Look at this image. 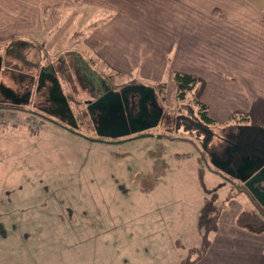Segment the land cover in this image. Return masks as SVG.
<instances>
[{
    "label": "rangeland",
    "instance_id": "1",
    "mask_svg": "<svg viewBox=\"0 0 264 264\" xmlns=\"http://www.w3.org/2000/svg\"><path fill=\"white\" fill-rule=\"evenodd\" d=\"M73 8L50 7L44 13V28L36 39L48 41L55 29L63 28L66 31L58 45L48 47L43 54L27 51L29 58L38 56L33 63L5 56L4 65L17 69L10 74L2 69L1 74L12 77L19 68L35 71L33 66L52 62L59 70L64 92L75 93L80 100L78 108L71 106L76 113L85 109L82 99L90 97L75 72L79 60L84 59L89 69L95 68L97 75L106 77L112 86L139 81L113 73L84 47L83 38L69 39L74 30L84 33L90 21L106 17L104 9L84 5V12L73 22ZM13 12L11 5L9 14ZM80 44L84 57L76 52L81 50ZM37 46L40 48V43ZM155 74L162 83L158 92L164 94L163 113L151 129L155 135L106 144L50 121H42L36 131L24 125L15 127L11 120V124L0 125V223L7 224L10 231H19L22 238L46 239L38 247L39 255H48L43 256V264H179L187 252L195 254L190 248L201 242L198 214L205 197L215 194L222 207L234 200L242 204L240 209L252 207L234 180L211 165L206 150L202 151V140L176 118L179 108L180 112L185 109L176 98L174 83L167 81L166 73L157 70ZM7 78L8 84L11 78ZM196 93V89L185 92L180 102L198 109ZM260 116L253 111L245 118L236 111L225 120L203 122L216 135H222L235 120L251 124ZM81 124L87 128L86 120ZM80 130L91 135L86 129ZM216 135L208 140V148L220 140ZM237 186L243 184L238 182ZM15 222L18 230H12Z\"/></svg>",
    "mask_w": 264,
    "mask_h": 264
},
{
    "label": "crops",
    "instance_id": "2",
    "mask_svg": "<svg viewBox=\"0 0 264 264\" xmlns=\"http://www.w3.org/2000/svg\"><path fill=\"white\" fill-rule=\"evenodd\" d=\"M11 5L14 7L13 14H9ZM84 5L104 9L106 17L102 21H90L84 33L81 29L74 30L68 37L83 38L84 47L105 66L119 75H129L130 79L149 81L148 85L161 80L155 74L157 70L166 73L167 81L172 84L174 71L195 75L201 79L197 97L207 104L210 117L222 121L237 111L249 118L253 111H258L261 116L255 123H239L251 130L257 127L264 129L263 2L11 0L6 3L0 0L2 66L8 59L5 56L15 57L25 64L36 62L38 56L29 58L27 51L43 54L48 47L59 44L66 31L59 27L46 40L47 44L45 40L39 42L36 39L40 37L46 21L43 7L62 10L74 7V22L84 12ZM80 45L81 50L76 52L82 56L80 51L84 48ZM56 52L62 54L60 50ZM78 64H83L86 70H92L97 75L96 69H89L84 59ZM2 69L4 67L0 70V84L9 87L8 76H2ZM135 74L137 77H134ZM8 82L10 84L12 80ZM241 207L242 204L234 200L231 205L222 208L217 228L210 234L205 252L199 257L188 252L184 255L191 261L190 264H264V231L253 233L235 224V215ZM17 226H13L12 230ZM7 227V224L0 223V264H43V256L48 258V255H39L38 247L46 239L40 242L38 239L22 238L19 231L16 233V230L10 231ZM184 257L180 258L179 264Z\"/></svg>",
    "mask_w": 264,
    "mask_h": 264
},
{
    "label": "flooded vegetation",
    "instance_id": "3",
    "mask_svg": "<svg viewBox=\"0 0 264 264\" xmlns=\"http://www.w3.org/2000/svg\"><path fill=\"white\" fill-rule=\"evenodd\" d=\"M58 59L60 60L61 58ZM80 65L77 64L75 67V72L78 74L79 79L82 82V84L79 85L84 87L87 93H89L90 97L82 99L83 105L85 107L84 110L80 109V111H77L76 113L73 112L78 123L79 130H87L88 133L91 134L90 136L99 137V135H97L98 131L106 132L119 130L123 124L122 118H125L126 120L128 115L135 116L138 113H142V119L139 121V123H142L148 120L150 115L153 114V112L159 110V108L162 109L163 113L161 101L164 100V94H159L157 88L158 85H149L152 87V90L148 88L143 89L139 95L138 92H135L136 90L130 87V84L132 83L127 85H118L117 87L112 86L110 80H108L106 77L95 75L92 71L83 69L85 67ZM33 67L35 71L19 68L16 75L14 74L12 77L8 75L13 82L12 84L10 83L7 85L13 91L11 90V92L8 89H1L0 107L19 110L25 114L37 117L42 121H50L45 118L47 117L49 119L59 121L62 124H66L69 119L67 105L64 103L63 98L61 97L60 91L66 96L67 104L70 107L73 106V108H78L80 106V100L75 97V93L74 96H71V93L68 94L67 92H64L57 73L59 70L52 62H46L45 64L40 63L39 65ZM16 69L17 68L15 67H9L7 65L4 66V70L9 74L11 73V70L13 71ZM54 76L57 77L59 88H55L51 91V79H53ZM131 82L135 81L131 80ZM121 89H124L122 95L125 96H120L121 98L119 100L115 91L118 92ZM72 91L74 92L75 90ZM107 91L112 92L106 99L95 104V106H91L89 109L87 108L89 102H86L85 100H89L90 104H92L95 99ZM9 96H11L13 100L18 101V103H12L9 100ZM182 99L183 98H180L179 104H181L180 106L184 107L185 112H180L181 108H179L176 118L182 122L181 125L184 126L186 130L193 132L194 135L199 137L203 142L205 137L204 128L208 126L201 119L199 110L197 108L194 109L190 103L180 102ZM85 120V125L87 128H84V126L81 124L85 122ZM153 127L155 126L116 138L102 135L101 137L103 138V141L101 142L106 144H117L120 143L118 141L121 139L128 137L137 138L135 136L139 133H152L155 135L156 133L151 131ZM221 136L223 139H220L219 141H221L220 143L223 145L226 144V140L231 139L237 140V142L244 147H251L252 145L258 146L260 141L264 142L263 133L260 132L258 127L255 130L247 129L236 120L232 125L222 132ZM134 138H130L129 140ZM201 148L202 151H204V148ZM205 150L207 152V149ZM208 157L209 156L207 154V158ZM235 163L236 158L233 157L230 159L228 167L233 168ZM221 173L225 177H231L225 172L221 171ZM231 178L234 180L235 185H238L240 180L235 179L234 177Z\"/></svg>",
    "mask_w": 264,
    "mask_h": 264
},
{
    "label": "water",
    "instance_id": "4",
    "mask_svg": "<svg viewBox=\"0 0 264 264\" xmlns=\"http://www.w3.org/2000/svg\"><path fill=\"white\" fill-rule=\"evenodd\" d=\"M1 67H2V55H0V70ZM51 81H52V85L50 88L51 91L55 88H59V84L56 76H54V78L51 79ZM130 87L136 90L135 92H138L139 95L143 89L148 88L152 90L151 86L143 83H134L131 84ZM2 88L8 89L10 91L12 90L10 87L3 86L2 84H0V92L2 91L1 90ZM123 91L124 89H121L118 92L115 91L119 100L121 98L120 96H123L122 95ZM111 92L112 91H107L106 93L102 94L100 97L95 99L92 104H90L89 100H85L86 102H89L87 108L89 109L91 106H95V104L103 101L108 97V95ZM60 93L64 103L67 105L68 118H69L67 123L62 124L59 121H55L47 117L45 118L64 127L68 131L82 135L86 138H89L90 140L103 141V138L101 137L102 135L109 136L111 138H116L119 136H124L130 133L139 132L146 128L155 126L158 123L162 112V109L159 108V110L153 112V114L150 115L148 120L142 123H139V121H141L142 119V113H138L135 116L128 115L126 120L125 118H122L123 124L119 130L106 131V132L98 131L97 135H99V137H94V136H89L78 129V123L76 121L75 115L71 107L67 104L66 96L61 91ZM9 98L12 103H18V101L13 100L11 96H9ZM259 130L261 133H263V137H264V129L259 128ZM204 133H205V137L203 139L202 147L204 149H207V154L209 156L208 158L211 165L214 166L216 169H218L220 172L221 171L225 172L231 177L240 180L243 186L251 193V195L255 198V200L264 208V142L260 141V144L258 146L252 145L251 147H246V146L244 147L240 145L235 139L226 140V144L224 145L220 143L221 141L217 140V142H215V144H213L211 148H208L206 145L208 140H210L213 137V135L216 134L215 132H213V130L207 127L204 128ZM145 135H153V134L139 133L135 137H141ZM216 136L218 137V139L221 140L223 139L221 135L217 134ZM130 138H134V137L121 139L118 142L126 141L129 140ZM233 157L236 158V163L233 168L231 167L229 168L228 167L229 161Z\"/></svg>",
    "mask_w": 264,
    "mask_h": 264
},
{
    "label": "trees",
    "instance_id": "5",
    "mask_svg": "<svg viewBox=\"0 0 264 264\" xmlns=\"http://www.w3.org/2000/svg\"><path fill=\"white\" fill-rule=\"evenodd\" d=\"M50 9V6L43 7L44 12H47ZM113 73L116 74L115 71ZM173 83L178 91L177 98H182L185 92L189 90L196 89L198 91L200 81L197 76L176 71L173 74ZM155 85H162V83H156ZM197 94V93H196ZM196 103L200 113V117L205 122H214L213 118L207 115V105L200 101L196 97ZM239 191H242L245 197L251 201L253 204L250 208H242L235 215L234 222L235 224L249 232L260 233L264 231V208L255 200L251 193L244 187H238ZM222 206H219L215 201V194L210 197H205L203 204L199 210L198 214V227L201 230V242L198 246L192 247L191 251H196L197 257L202 255L207 249L210 242V234L214 232L217 228L218 217L221 213ZM186 261V264H190L191 261L188 259H182L180 264H183Z\"/></svg>",
    "mask_w": 264,
    "mask_h": 264
},
{
    "label": "built area",
    "instance_id": "6",
    "mask_svg": "<svg viewBox=\"0 0 264 264\" xmlns=\"http://www.w3.org/2000/svg\"><path fill=\"white\" fill-rule=\"evenodd\" d=\"M0 109H1L0 125L10 123L9 120H11V123L17 126L24 125L30 131H36L42 125V120L32 115L23 113L24 115L20 116L17 113H15V111L11 108H0Z\"/></svg>",
    "mask_w": 264,
    "mask_h": 264
}]
</instances>
